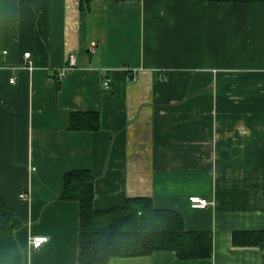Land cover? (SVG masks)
Returning a JSON list of instances; mask_svg holds the SVG:
<instances>
[{
	"label": "crops",
	"instance_id": "0c3cea01",
	"mask_svg": "<svg viewBox=\"0 0 264 264\" xmlns=\"http://www.w3.org/2000/svg\"><path fill=\"white\" fill-rule=\"evenodd\" d=\"M73 111L100 128L72 129ZM72 169L96 175V209L150 197L213 232L209 258L107 264H264V241L233 240L264 230V1L0 0V195L15 212L0 264H80V203L60 198Z\"/></svg>",
	"mask_w": 264,
	"mask_h": 264
},
{
	"label": "trees",
	"instance_id": "16d2710c",
	"mask_svg": "<svg viewBox=\"0 0 264 264\" xmlns=\"http://www.w3.org/2000/svg\"><path fill=\"white\" fill-rule=\"evenodd\" d=\"M71 128H100V112L73 111ZM95 180L96 175L90 169L69 170L64 175L60 197L80 203V264H107L114 256L147 255L156 250L175 251L181 259L213 256L212 231L188 230L179 212L155 207L150 197H128L124 205L96 209ZM14 227L15 212L0 195V234ZM233 240L237 245H258L264 241V230L235 231Z\"/></svg>",
	"mask_w": 264,
	"mask_h": 264
},
{
	"label": "built area",
	"instance_id": "2783aa9c",
	"mask_svg": "<svg viewBox=\"0 0 264 264\" xmlns=\"http://www.w3.org/2000/svg\"><path fill=\"white\" fill-rule=\"evenodd\" d=\"M25 57H27L28 60V66L32 69L34 68V62L32 59V53L30 51L25 52ZM70 63L71 65L75 64V56L72 55L70 57ZM14 81V78L11 79ZM111 83V78H106L104 80V87L109 88ZM25 194H23L24 196ZM191 206L194 208H204L210 205L211 201L207 198H204L200 195H192L190 197ZM48 240V236L45 235H39L33 238L31 242V246L33 249H39L46 241Z\"/></svg>",
	"mask_w": 264,
	"mask_h": 264
}]
</instances>
